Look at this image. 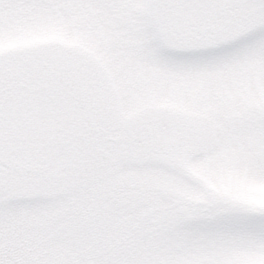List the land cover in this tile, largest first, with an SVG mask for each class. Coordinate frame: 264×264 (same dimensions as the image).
Wrapping results in <instances>:
<instances>
[{
  "label": "snow or ice",
  "instance_id": "snow-or-ice-1",
  "mask_svg": "<svg viewBox=\"0 0 264 264\" xmlns=\"http://www.w3.org/2000/svg\"><path fill=\"white\" fill-rule=\"evenodd\" d=\"M0 264H264V0H0Z\"/></svg>",
  "mask_w": 264,
  "mask_h": 264
}]
</instances>
